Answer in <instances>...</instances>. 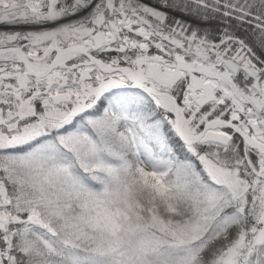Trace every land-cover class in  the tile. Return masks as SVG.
<instances>
[{
	"label": "snow or ice",
	"instance_id": "snow-or-ice-1",
	"mask_svg": "<svg viewBox=\"0 0 264 264\" xmlns=\"http://www.w3.org/2000/svg\"><path fill=\"white\" fill-rule=\"evenodd\" d=\"M0 264H264V0H0Z\"/></svg>",
	"mask_w": 264,
	"mask_h": 264
}]
</instances>
